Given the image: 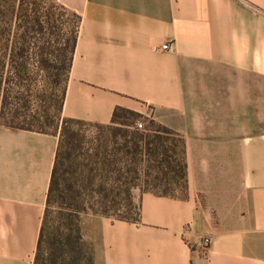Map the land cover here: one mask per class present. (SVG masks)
Wrapping results in <instances>:
<instances>
[{"label": "crops", "instance_id": "1", "mask_svg": "<svg viewBox=\"0 0 264 264\" xmlns=\"http://www.w3.org/2000/svg\"><path fill=\"white\" fill-rule=\"evenodd\" d=\"M58 3L80 18L62 116L124 108L184 141L185 195L100 219L94 264H264V0ZM58 141L0 125V264H33Z\"/></svg>", "mask_w": 264, "mask_h": 264}, {"label": "trees", "instance_id": "2", "mask_svg": "<svg viewBox=\"0 0 264 264\" xmlns=\"http://www.w3.org/2000/svg\"><path fill=\"white\" fill-rule=\"evenodd\" d=\"M33 4L0 0V125L45 133L33 125H14L25 113L7 107L13 99H22L14 91L28 80L29 55L39 70L49 71V79L59 81L69 76L76 41L68 67L58 66L65 52L59 47L57 20L49 15L44 22L33 17ZM7 62L10 75L4 78ZM64 95L65 90L62 106ZM139 118L138 113L118 107L109 124H93L97 134L89 138L74 129L85 121L62 120L33 264H94L93 253L87 251L77 229L73 235V219L90 210L105 216L122 214L117 220L136 222L139 205L135 191L171 197L170 191L177 188L186 192L183 139L154 123L145 131L130 130Z\"/></svg>", "mask_w": 264, "mask_h": 264}, {"label": "rangeland", "instance_id": "3", "mask_svg": "<svg viewBox=\"0 0 264 264\" xmlns=\"http://www.w3.org/2000/svg\"><path fill=\"white\" fill-rule=\"evenodd\" d=\"M33 2L30 5L33 9L31 15L39 16L40 20H47L49 18H54L58 23V34L60 36L59 47L64 50L62 63L58 65L62 68H67L71 60V50L74 47V43L77 39L78 30L80 27V18L71 11L61 7L59 3L53 2L52 0H29ZM47 15H49L47 18ZM52 15V16H51ZM18 23V18L14 19ZM43 21V22H44ZM48 32V31H47ZM40 36V35H36ZM47 37V34L45 35ZM34 52V50H33ZM31 52V53H33ZM27 73L26 76L28 80L24 81V86L15 89V94L22 98L21 100L13 99L12 104L7 107L8 110L13 111L19 110L25 113V116L18 118L14 121V125L26 126L33 125L35 128L42 129L45 133L59 134L61 130L62 120L65 119L62 116V99L63 93L66 88L67 75L62 77L59 81L55 79H49L48 70L41 71L38 69V63H34L35 58L32 55L27 57ZM66 62V64H65ZM10 68L7 65L4 69L3 76L8 78ZM50 75V74H49ZM31 116H35L38 121H33ZM67 119V118H66ZM138 122H143L144 126L148 128L150 123L159 125L151 120H144V118H139L132 125L133 128L130 130H136L135 127ZM94 123L85 122L84 125H76L74 129L79 131L81 134L85 135L87 138L97 134V129L93 125ZM172 195L176 197H183L185 191L182 188H177L170 191ZM141 195L139 191H135V201L138 202V197ZM122 214H112V215H102L95 214L90 210L88 213L81 214L78 218L73 219L70 223V228L73 230V235H75V230L77 229L82 241L84 242L88 252L93 253V240L94 234L98 228V222L102 218L118 219ZM208 238L211 242V238ZM202 237V238H204ZM201 238V240H202ZM94 256V253H93Z\"/></svg>", "mask_w": 264, "mask_h": 264}, {"label": "built area", "instance_id": "4", "mask_svg": "<svg viewBox=\"0 0 264 264\" xmlns=\"http://www.w3.org/2000/svg\"><path fill=\"white\" fill-rule=\"evenodd\" d=\"M160 49H161V50H167V49H168V45L165 44V45L161 46ZM144 128H145V126H144V123H143V122H138L137 125H136V127H135V129L138 130V131H145ZM201 243H202L204 246L207 247V246H209V244H210V240H209L208 238L204 237V238H202Z\"/></svg>", "mask_w": 264, "mask_h": 264}]
</instances>
